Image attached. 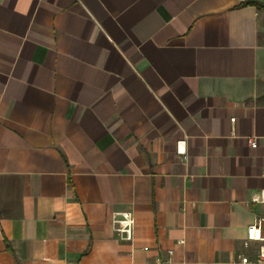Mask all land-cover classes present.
Segmentation results:
<instances>
[{
	"label": "crops",
	"instance_id": "obj_1",
	"mask_svg": "<svg viewBox=\"0 0 264 264\" xmlns=\"http://www.w3.org/2000/svg\"><path fill=\"white\" fill-rule=\"evenodd\" d=\"M261 190L264 0H0V264H241Z\"/></svg>",
	"mask_w": 264,
	"mask_h": 264
},
{
	"label": "built area",
	"instance_id": "obj_2",
	"mask_svg": "<svg viewBox=\"0 0 264 264\" xmlns=\"http://www.w3.org/2000/svg\"><path fill=\"white\" fill-rule=\"evenodd\" d=\"M248 144L251 148L256 147V141L251 139L248 141ZM183 159H186L183 157ZM252 203L264 204V190H261L259 193L254 195L251 199ZM120 224V228L117 230L119 233L123 234L126 238L130 237L131 228L133 225V220L130 214L125 213L121 215V220L117 221ZM250 242L260 243L257 249V255L254 260L248 259L246 256L240 257L241 264H264V243L261 239V224L258 222L255 225L249 226L246 230V239L245 245Z\"/></svg>",
	"mask_w": 264,
	"mask_h": 264
},
{
	"label": "trees",
	"instance_id": "obj_3",
	"mask_svg": "<svg viewBox=\"0 0 264 264\" xmlns=\"http://www.w3.org/2000/svg\"><path fill=\"white\" fill-rule=\"evenodd\" d=\"M258 8H260V6L259 5H256Z\"/></svg>",
	"mask_w": 264,
	"mask_h": 264
}]
</instances>
